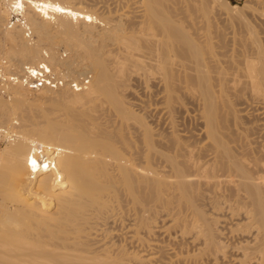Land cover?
<instances>
[{
  "label": "bare ground",
  "instance_id": "6f19581e",
  "mask_svg": "<svg viewBox=\"0 0 264 264\" xmlns=\"http://www.w3.org/2000/svg\"><path fill=\"white\" fill-rule=\"evenodd\" d=\"M139 1L141 10L110 17L83 0H2L0 68L9 77L42 66L62 86H0V264H264V145L253 147L257 130L241 136L236 120L227 124V109L240 117L245 107L227 95L221 39L190 32L175 0ZM248 31L250 41L237 38L244 48L235 43L249 82L235 78L229 54L231 87L260 99L264 121V41ZM135 79L162 88L169 114L181 92L197 91L199 133L150 123L148 107L140 116L143 105L127 100Z\"/></svg>",
  "mask_w": 264,
  "mask_h": 264
},
{
  "label": "rangeland",
  "instance_id": "374dc122",
  "mask_svg": "<svg viewBox=\"0 0 264 264\" xmlns=\"http://www.w3.org/2000/svg\"><path fill=\"white\" fill-rule=\"evenodd\" d=\"M84 1H86L85 3L88 5V9L89 10H93L94 9V11L95 12H97L98 11V9H99V11H98V13H100V14H105V16L107 15H110V17L112 16H114V15H125V14H129L130 15V12H135V10L137 11L138 9L139 10H141V8L142 7H140V8H138L139 6H141L139 3H140V1L138 0H126V1H124L123 0V3H122V1L120 0V5L118 4L119 3V1L118 0H116V2L115 1H112V0H83V2ZM130 1V2H129ZM134 1V2H133ZM113 2V3H112ZM175 3L177 4L176 5V8H178L177 10L178 11H183V10H185L184 12L186 13H188V26H189V29H190V32H192L193 34L194 33H196L197 31H200V33H201V35H207L209 32L211 33V35H212V37L214 38V41L215 40H217L216 41V45H217V42L221 39V41H220V43L218 42V49H216V51L218 52L219 51V53L218 54H220L221 52H223V51H221V49H223L224 50V54H220L219 56L220 57H218L219 58V60L218 61H222V60H220V59H224L220 64L222 65V67H223V63H224V67H225V69H228V71L230 72V74H228L227 73V76L228 77H234L235 75H237V73H238V70H239V74H240V76H238V77H235L236 79H240L241 78V74L242 73H240V71H241V68H242V66L244 67V65H242V63H243V59H244V57H242V56H245L244 54H245V52H243V53H241L242 52V50H243V46H242V40H244V43L243 44H245V41L248 39H250V37H249V34H247V32H249L248 31V29L249 30H251V29H255V31L257 32L258 31V33H259V38L260 39H262V41H264L263 39H264V0H175ZM0 4H1V6H3L4 4L2 3V0H0ZM3 4V5H2ZM131 4V6H129ZM134 4V5H133ZM87 5H85V6H87ZM119 5V6H118ZM122 6V7H121ZM118 7V8H117ZM130 7V8H129ZM106 8V9H105ZM110 8V9H109ZM116 8V9H115ZM122 8H124V10L122 9ZM126 8V9H125ZM96 9V10H95ZM102 9V10H101ZM108 9H109V11H108ZM128 9V10H127ZM129 9H131V10H129ZM107 10V11H106ZM111 10V11H110ZM133 10V11H132ZM101 11V12H100ZM121 11V12H120ZM127 11V12H126ZM111 12V13H110ZM123 12V13H122ZM114 13V14H113ZM186 13V14H187ZM132 14V13H131ZM116 17V16H115ZM245 30H246V32H245ZM236 34V35H234V34ZM257 33V34H258ZM233 35V36H232ZM241 35V36H240ZM2 36V34L0 33V38H2L1 37ZM220 37V39H219V37ZM218 37V38H217ZM231 37V38H230ZM234 37H236V38H234ZM242 38V40L240 39H237V38ZM215 38H217V39H215ZM223 38H225V39H223ZM222 39L225 41V44L226 45H228V47H226V45L224 44V41L222 42ZM246 39V40H245ZM247 40V41H248ZM227 41V42H226ZM238 41V42H237ZM239 41H241V42H239ZM250 41V40H249ZM261 41V42H262ZM222 42V43H221ZM238 43V44H240L243 48H241L240 47V45L238 46V44L236 45V43ZM229 43H230V45H229ZM235 43V44H234ZM264 43V42H263ZM263 43H262V45H263ZM219 44H220V48H219ZM225 46H224V45ZM233 44H234V46H233ZM223 45V46H222ZM231 45L234 47L233 49L235 50H232V48H230L231 47ZM236 45V46H235ZM61 48H59V50H60V53H62V51H64L63 53H64V55H65V53L67 52L66 51V49L63 47V45L62 46H60ZM63 47V48H62ZM223 47H226V48H223ZM238 47V48H237ZM239 47H240V49H239ZM263 47H264V45H263ZM229 48L233 51V52H231V51H229ZM237 48V49H236ZM65 49V50H64ZM225 50L228 52V55H227V52H225ZM236 50H237V53H236ZM241 50V52H239V51ZM0 51H1V48H0ZM244 51V50H243ZM230 52V53H229ZM239 52V53H238ZM62 53V54H63ZM235 53V55H239V56H241L242 58V60L241 59H237L236 58V56L235 55H233ZM227 56H226V55ZM233 56L232 57V59L234 58V64H235V66L236 65H239V68H237L238 66H236V70L237 71H235V72H237V73H235L234 72V74L232 73V71H234L235 70V66H234V64L232 63V64H230L232 61H229V57L231 58V56ZM241 54V55H240ZM63 55V56H64ZM67 55H69V53L67 52ZM224 56H226V57H224ZM229 56V57H228ZM221 57H223V58H221ZM64 58H65V56H64ZM239 61L238 63H235V61ZM227 63H226V62ZM242 61V62H241ZM227 64V66H226V64ZM232 66H230L229 64ZM223 67V68H224ZM231 67V68H230ZM241 67V68H240ZM234 68V69H233ZM232 69V70H231ZM243 69V68H242ZM231 70V71H230ZM227 70H226V72H228ZM215 74H216V72H214ZM213 73V77H214V74ZM231 73H232V76H231ZM79 75H77V76H79V80L81 79V80H83L84 78H86L84 81H89L90 80V78H91V76H89V74L88 75H85V76H83V74H85V72L84 71H82V70H80V72L78 73ZM238 74V75H239ZM91 75V74H90ZM230 75V76H229ZM243 75V74H242ZM216 76L218 77V74H216L215 75V78H216ZM228 77H226V78H228ZM88 78H89V80H88ZM228 79V81H231V82H229L230 84L232 83L233 84V86H232V84L231 85H229L230 86V90L232 91V89H233V91L234 92H231L230 90V92L228 91V93H227V95H228V97H230L229 99L233 102V99H234V101H235V103L233 102V104H235L236 105V108H238L237 110L239 111V110H242L244 107V111L241 113V112H239L240 113V117H239V115H238V113H234L233 114V112L232 111H230V110H226V113H232V114H229L228 116H230V115H232V117H229L228 119H229V121L227 122V124L229 125L230 123L229 122H231L233 125H232V128L234 127V124H236L237 123V127L239 126L240 128L243 126L244 127V125L245 124H247V125H245V128H242V129H240L239 127H238V129H239V132H241L240 133V135L242 134V131H243V129H244V131H243V133H246L247 132V130H248V132L249 133H247L246 135L248 136L249 134H250V132H252L253 130L255 131V130H257L258 131V129H260L261 127H262V129H263V131H264V121L262 120L263 118H262V116L260 115V108L259 107H261L262 105H261V101H260V99L256 96V99L258 98V100L259 101H257V100H255L254 98H253V96L249 99V95H250V92H251V90L250 89H248V91H249V93H248V96H247V88H246V90H245V87H239L238 89L240 90V93H239V90L237 89H235V88H232V87H236V85L234 84L235 83V81H236V79H235V81L233 80V79ZM139 79V78H138ZM142 79V78H141ZM242 79V81H243V79H244V81H246V83L247 82H249L248 81V79L246 78V77H243V78H241ZM246 79V80H245ZM80 80V81H81ZM215 80L216 79H214V84L216 83L215 82ZM237 80V81H238ZM91 81V80H90ZM136 81V82H135ZM137 79H135L134 81H132L133 82V84H135V86H133V84H132V82H131V84H132V86H133V88H134V90L137 92H135L133 89H132V91L133 92H135L136 93V95H135V93H133L132 92V94H131V92L129 93V95H127V100H128V102L130 101V103L132 102V101H134V103L132 102V104L131 105H133V109L136 107V106H138V104H142L143 106H145V108L143 107V106H141V107H143V108H141V110H140V106H138V107H136V112L138 113V114H140V116H141V114H142V117H144V118H146L148 115H150L151 114V111H152V116L151 117H153L154 115H156V119H155V116L153 117V118H151L150 116V118L151 119H147V121H149L150 120V123L152 122L153 123V121H151V120H154V121H158V123L159 124H163V122H164V120H165V123L164 124H169L171 121H175V122H177V123H182L181 125H183L184 127H181V128H185V126H189V127H187L186 129H188V131H189V129H190V131H189V133L190 132H192V131H195L197 128H199L200 126H199V124H202L201 122H203V121H206V118H205V114H203V111H202V109H201V106H200V102L197 100L198 98H200V95H199V93H197V91H196V93H195V91H190L191 93H194V94H198L197 96L196 95H192V94H190V92L188 93V97L187 98H184L185 96L184 95H187V93L184 91V92H181V94L179 95L180 96V98H182V101H184V102H186V103H184V102H180V100H179V103L176 105L177 106V110L174 112V113H167V112H169L168 110H166V105H165V100L164 101H159L160 99L157 97V94H161L160 96V98H163V96H162V88L161 87H159L158 86V89H156L157 87H156V83H151L152 84V88H151V86L149 87V86H147V84L149 85L150 84V82L148 83L147 82V84H145V83H143V81L144 80H139L138 82V84H137ZM233 81V82H232ZM135 82V83H134ZM142 82V83H141ZM146 82V81H145ZM218 83H219V81H217ZM239 82H241V81H239ZM141 83V84H140ZM218 83L217 84H215V86L216 85H218ZM242 83V82H241ZM241 83H240V85H241ZM246 83H243L244 85L246 84ZM141 85V87H140V85ZM150 84V85H151ZM242 84V85H243ZM88 85V84H87ZM136 85H138V86H136ZM148 87V89L146 88V86ZM155 85V86H154ZM142 86H144V87H142ZM153 86H154V88H153ZM232 86V87H231ZM161 88V89H160ZM237 88V87H236ZM244 88V89H243ZM149 89H151V90H149ZM153 89H154V91H156V92H154L153 91ZM161 90V92H160V90ZM145 90H148V92L150 93H148L147 91H145ZM158 90H159V92H158ZM216 90H218V88L216 89ZM241 90H243V92L241 91ZM150 91H153V92H150ZM235 91H238L237 92V94L239 95V94H242V93H244V95L242 96V95H240V96H237V94H235ZM242 92V93H241ZM141 93V94H140ZM151 93L153 94L152 96H151ZM183 93H185V94H183ZM230 93H232V97H231V95H230ZM252 93V92H251ZM148 94H149V96H148ZM154 94H156L155 96H154ZM192 95V98H191V96L190 95ZM233 94H235L236 96H237V98L233 95ZM137 95H138V97H140V98H138L137 97ZM251 95H253V94H251ZM250 95V96H251ZM130 96H133V98L132 97H130ZM189 96H190V98H189ZM193 96H195L196 97V99H194L195 97H193ZM244 97V99L243 98H241L242 99V101L239 99V97ZM135 97V98H134ZM142 97V98H141ZM144 97V98H143ZM150 97H153V98H158V100L156 99H154V100H152ZM236 98V100L238 99V101H240L241 103H244V102H246L245 104H240L239 106H241V107H239L238 106V104H237V102H236V100H235V98ZM33 98H34V100H36V102L38 101L37 99H39L40 98V96H33ZM150 98V100L151 101H149L148 99ZM231 98H233V99H231ZM246 98V99H245ZM253 98V99H252ZM130 99V100H129ZM135 99V100H134ZM138 99V100H137ZM145 100L146 101V104H147V101H148V103L149 104H151V105H146V104H144L145 102L143 101V100ZM192 99V100H191ZM193 99H194V101H193ZM249 100V102L248 103H250L251 102V106L250 105H248V107H246L247 105L246 104H248L247 103V101ZM254 100V102L252 101V100ZM163 100V99H162ZM195 100H197V101H195ZM244 100V101H243ZM247 100V101H246ZM39 101L41 102V99H39ZM38 101V102H39ZM135 101H136V104H135ZM152 101H154V102H152ZM255 101L257 102V103H255ZM143 102V103H142ZM198 102V104H196ZM240 102H238V103H240ZM253 102V103H252ZM258 102H259V104H258ZM161 103H164V104H162L161 105ZM46 105H48V104H50V102H47V103H45ZM159 104V105H158ZM256 104V105H255ZM134 105H136V106H134ZM178 105H181V106H178ZM184 105V106H183ZM197 105H198V107H197ZM246 105V106H245ZM254 105V106H253ZM261 105V106H260ZM150 106H152V107H150ZM156 107V109H154L155 107ZM146 107H148V108H150V112L149 111H147L146 112V110H148V108L146 109ZM161 107V108H160ZM184 108V110H183V108ZM199 107H200V109H199ZM158 108V109H157ZM180 108V109H179ZM248 108V109H247ZM164 109H165V111H164ZM179 109V110H178ZM145 110V111H144ZM154 110V111H153ZM159 110V111H158ZM182 110V111H181ZM187 110H189V111H187ZM155 111H157V113H154ZM159 112V113H158ZM165 112H166V114H165ZM180 112V113H179ZM184 112V113H183ZM252 112V113H251ZM146 113V114H145ZM164 113V114H163ZM177 113V114H176ZM243 113H244V115H243ZM111 113H109V116L108 115H105V117H104V115H102L101 116V119L103 120V117L104 118H107V119H111L110 121H112L113 122V120H115V117L114 116H112V117H114V119L111 117V118H108V117H110L111 115H110ZM148 114V115H147ZM173 114H175L176 116L174 117V115ZM202 114V115H201ZM247 114V115H246ZM143 115H145V116H143ZM167 115H172V117L170 116H167ZM201 117H200V116ZM234 115V116H233ZM235 115H237V116H235ZM248 117V118H246V116ZM204 116V117H203ZM244 116V117H243ZM160 117V118H159ZM162 117V118H161ZM168 117V118H167ZM236 117V119H234V118ZM243 117V118H242ZM252 117V118H251ZM164 118V119H163ZM237 118H240V119H237ZM254 118V119H253ZM262 118V119H261ZM106 119V120H107ZM113 119V120H112ZM170 119V120H169ZM173 119V120H172ZM196 119V120H195ZM198 119V120H197ZM202 119V120H201ZM204 119V120H203ZM228 119H226V120H228ZM245 119H246V121H245ZM248 119V120H247ZM106 120H104V121H106ZM177 120V121H176ZM195 120V121H194ZM232 120V121H231ZM234 120V121H233ZM235 120L237 121L236 123H235ZM262 120V121H261ZM168 121V122H167ZM170 121V122H169ZM239 121V122H238ZM226 122L224 121L223 123L224 124H226ZM243 125H242V124ZM252 123V124H251ZM254 123H256V124H258V125H260L261 127L260 128H258L259 126L258 125H254ZM260 123V124H259ZM156 124V123H155ZM185 124V125H184ZM196 124H198V126L196 125ZM251 124V125H253V126H250L249 127V125ZM229 126H231V125H229ZM257 126V127H256ZM246 127L248 128H253V127H255L254 129H252V130H250L249 131V128L248 129H246ZM235 128V127H234ZM256 128H258V129H256ZM185 129V130H186ZM246 129V130H245ZM262 129H260V131L259 132H257V131H255V133L253 132V133H251L252 135L250 136L249 135V138L251 137V139H252V137H253V147H255V146H261L262 144L264 145V132H262ZM242 130V131H241ZM197 131L198 130H196L195 132H192V133H196V134H198L199 133V131H198V133H197ZM261 132H262V134H261ZM253 134L255 135V138H256V136H257V138L259 139V140H256V139H254V136H253ZM245 135V134H244ZM260 135H261V137H263L262 138V140H260L261 139V137H260ZM263 135V136H262ZM241 136H243V134L241 135ZM6 139V138H5ZM5 139H3V138H0V149H3L4 147H6L7 145H8V143H6V142H8L7 140H5ZM4 140V141H3ZM254 141H256V142H254ZM258 142V143H257ZM262 142V143H261ZM6 144V145H5ZM256 144V145H255ZM264 146H262V147H260V148H262V149H264L263 148ZM256 148V147H255ZM232 227V226H231ZM231 227L229 226V228L231 229ZM234 228V227H233ZM232 230V229H231ZM238 230L239 229H237V230H235V233H237L238 232ZM227 231V235H226V238L227 237H229V235H232L231 233H229L230 231L227 229L226 230ZM233 232H234V229L232 230ZM232 232V233H233ZM239 233V232H238ZM237 233V234H238ZM236 234V235H237ZM236 235H234L233 234V236L235 237ZM236 238H234L233 240H235ZM229 241V240H227V241H229V243L230 244H232V242H234V241ZM226 241V242H227Z\"/></svg>",
  "mask_w": 264,
  "mask_h": 264
},
{
  "label": "built area",
  "instance_id": "2783aa9c",
  "mask_svg": "<svg viewBox=\"0 0 264 264\" xmlns=\"http://www.w3.org/2000/svg\"><path fill=\"white\" fill-rule=\"evenodd\" d=\"M87 83L88 81H83V84ZM9 84L22 85L29 90L37 91L45 87L56 89L62 86V81L42 66L35 69H26V72L23 73H13L9 77L6 76L5 72L0 68V86L2 88V94H5L4 87ZM83 84L77 87V83H72V87L74 90H77L78 88H82Z\"/></svg>",
  "mask_w": 264,
  "mask_h": 264
}]
</instances>
